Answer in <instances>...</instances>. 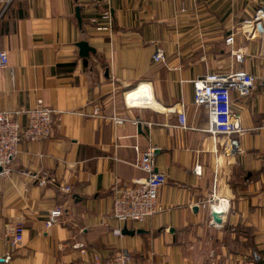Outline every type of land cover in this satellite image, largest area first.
<instances>
[{
    "label": "crops",
    "instance_id": "crops-1",
    "mask_svg": "<svg viewBox=\"0 0 264 264\" xmlns=\"http://www.w3.org/2000/svg\"><path fill=\"white\" fill-rule=\"evenodd\" d=\"M105 10L110 29L100 31ZM79 41L94 53L81 57ZM156 49L166 63L152 60ZM0 50L8 55L0 111L38 100L55 111L52 135L22 140L0 176V264H102L120 253L129 264H264V1L0 0ZM232 71L256 81L249 97L231 94L241 132L214 136L191 81ZM231 140L239 149L229 153ZM148 148L166 175L160 210L118 222L113 188L146 178L135 163ZM56 207L63 213L46 228ZM17 222L20 247L12 244Z\"/></svg>",
    "mask_w": 264,
    "mask_h": 264
},
{
    "label": "built area",
    "instance_id": "built-area-1",
    "mask_svg": "<svg viewBox=\"0 0 264 264\" xmlns=\"http://www.w3.org/2000/svg\"><path fill=\"white\" fill-rule=\"evenodd\" d=\"M11 1V0H8ZM183 11V9H182ZM101 18L107 21L105 26L97 25L96 29L103 31L110 29V12L105 10ZM95 22V19L92 20ZM233 35L228 36L225 42L230 44ZM240 58V55H236ZM154 62L166 63V57L161 49H156L152 54ZM8 66V55L0 50V69ZM255 77L245 71H232L227 74H210L203 78L191 81L193 88V104L203 107L208 115V125L206 131L210 134L231 137L235 133L241 132L239 115L231 110V94L236 92L239 98H247L251 95L255 84ZM178 125L185 129L187 123L183 111L177 110ZM21 114H26L27 120L24 126L18 121ZM98 116V108H94L90 114ZM115 123H122L123 119L112 117ZM55 121V111L44 106L41 100L36 105L28 109H13L0 111V176L7 172V166L16 158L19 152V144L25 141H42L52 135ZM228 145L229 153L238 150L237 141L231 140ZM135 166L143 170L147 176L143 181L136 182L131 186H115L113 188L112 205L110 216L118 222H142L160 210L157 204L159 189L166 183V175L157 169L154 160V148L143 151L135 163ZM194 174L200 175V167L194 166ZM37 179L39 185H45V176L31 175ZM61 190L69 192L70 187L61 186ZM213 195V193L211 194ZM63 213L61 207L53 208L49 211L45 221L46 228L58 222ZM23 224L17 222L11 228L12 244L20 247L23 242ZM113 233L119 235L120 228H114ZM84 251V250H82ZM96 262L100 261V256L95 255ZM102 264H129V257L123 253L106 258Z\"/></svg>",
    "mask_w": 264,
    "mask_h": 264
},
{
    "label": "water",
    "instance_id": "water-1",
    "mask_svg": "<svg viewBox=\"0 0 264 264\" xmlns=\"http://www.w3.org/2000/svg\"><path fill=\"white\" fill-rule=\"evenodd\" d=\"M262 1H264V0H262ZM76 16L78 17V20H81L80 19V15H79V7L76 8ZM76 45L78 47V53H79V55L81 57H87L89 55V52L94 53V51H95L94 48L89 46V44L86 41H79V42L76 43ZM211 216H212V219H213L214 222L220 223V221H221L220 211L212 210ZM138 231H140V230H138ZM123 233L124 234H132L133 231H127L124 228Z\"/></svg>",
    "mask_w": 264,
    "mask_h": 264
},
{
    "label": "trees",
    "instance_id": "trees-1",
    "mask_svg": "<svg viewBox=\"0 0 264 264\" xmlns=\"http://www.w3.org/2000/svg\"><path fill=\"white\" fill-rule=\"evenodd\" d=\"M73 65H74V64L71 63V64H68L67 66H68V67H72Z\"/></svg>",
    "mask_w": 264,
    "mask_h": 264
},
{
    "label": "bare ground",
    "instance_id": "bare-ground-1",
    "mask_svg": "<svg viewBox=\"0 0 264 264\" xmlns=\"http://www.w3.org/2000/svg\"><path fill=\"white\" fill-rule=\"evenodd\" d=\"M225 203H226V201H225Z\"/></svg>",
    "mask_w": 264,
    "mask_h": 264
}]
</instances>
